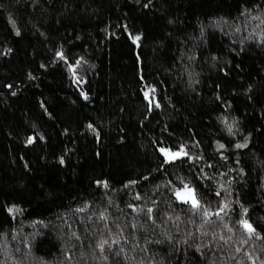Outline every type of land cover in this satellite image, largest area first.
<instances>
[{
    "label": "trees",
    "instance_id": "1",
    "mask_svg": "<svg viewBox=\"0 0 264 264\" xmlns=\"http://www.w3.org/2000/svg\"><path fill=\"white\" fill-rule=\"evenodd\" d=\"M241 219L264 236V0H0V264H264Z\"/></svg>",
    "mask_w": 264,
    "mask_h": 264
},
{
    "label": "snow or ice",
    "instance_id": "2",
    "mask_svg": "<svg viewBox=\"0 0 264 264\" xmlns=\"http://www.w3.org/2000/svg\"><path fill=\"white\" fill-rule=\"evenodd\" d=\"M17 35H19V32H17ZM140 39H141L140 36H135L133 38V42L137 43ZM57 55H58V57L60 59H62V60L65 59V56H64L63 52H59V53H57ZM76 63L79 64L80 62L77 61ZM70 67H71V65H70ZM74 74H75V72H74ZM77 83H80V81L78 80ZM154 93H155V89L154 88L150 89L149 91H146L144 93L145 98L146 99L149 98L150 94H152L154 96ZM84 98L87 99L88 98L87 95H85ZM152 103H153V100L149 99V104L151 105ZM155 106L158 108V107H160V104L157 102L155 104ZM222 122L226 125L229 134H231L233 125L228 123L227 118H223ZM89 127L92 128V125H89ZM28 142L32 143L33 141H32V139H29ZM246 146H247L246 144H240V143H237L235 145V147L238 148V149L239 148H244ZM218 148L219 149H224L225 145L224 144H218ZM159 151L165 157L164 163H167V164H172V163H175L176 161H183L185 159H190V160L195 161V160L200 158L198 156L191 155L190 152L187 151L185 149V146H183V145L178 150H175V151H173L171 149H165V148H160ZM61 163H63V158H61ZM209 167H211V165H209ZM131 183H135V182H131ZM104 186L107 187V183L106 182H104ZM221 187H223V185H221ZM174 195L176 196L178 201H180L181 203L190 205L191 209L195 210V212L201 213L203 217H210L211 215H215L217 217H221V214L225 213V209H227L228 206H229L228 203H224L223 207L219 208L218 211H216L214 213L211 212L208 208H205L202 205V202H201L202 201V197L199 196L196 186L192 185L191 182L184 183L183 181H181V187L175 188ZM216 195L219 196L220 192H217ZM136 198L139 199V197H136ZM129 207H132V206L129 205ZM85 210H86L85 208L77 209V211H81V212H83ZM20 211H21V209H19V208H8V212L9 213H13V212H17L18 213ZM134 211H136V209H134ZM141 211H142V209H141ZM152 212H153L152 208H148L147 209V213L149 214V218H151ZM247 212H248V210L245 208L244 209V214L246 215ZM100 219L101 220L106 219L105 215L101 214ZM177 219H179V217H177ZM204 223L207 224V223H209V221L205 220ZM239 223L242 225L244 230L248 233L249 238H251L252 236H255L256 239H264V236L260 235L257 232V228L254 227V225L252 223H250L248 219H241L239 221ZM201 227H203V225H201ZM229 231H231V229H229ZM73 235L75 236L76 233H73ZM203 235H207V233L205 232V233H203ZM220 239L223 240L224 237L221 236ZM229 239H230V237H229ZM111 243L112 244H119L120 241L118 239H114V240L111 241ZM225 243H227V240H225ZM106 246L109 249L111 248V244L109 243L108 239L100 240L97 243V245H96V247L100 250L101 253L105 252V247ZM120 252H123L122 248L120 249ZM120 252H117L115 254L119 255ZM104 259L107 260V256L106 255H105Z\"/></svg>",
    "mask_w": 264,
    "mask_h": 264
}]
</instances>
